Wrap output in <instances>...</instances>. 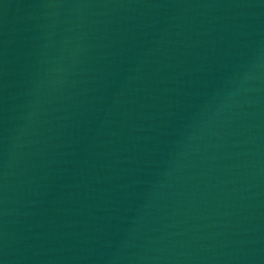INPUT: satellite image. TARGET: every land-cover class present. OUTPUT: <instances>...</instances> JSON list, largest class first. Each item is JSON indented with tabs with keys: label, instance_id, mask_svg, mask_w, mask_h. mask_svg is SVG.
Segmentation results:
<instances>
[{
	"label": "water",
	"instance_id": "1",
	"mask_svg": "<svg viewBox=\"0 0 264 264\" xmlns=\"http://www.w3.org/2000/svg\"><path fill=\"white\" fill-rule=\"evenodd\" d=\"M0 264H264V0H0Z\"/></svg>",
	"mask_w": 264,
	"mask_h": 264
}]
</instances>
